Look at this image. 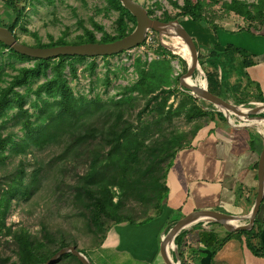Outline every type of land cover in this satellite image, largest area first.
<instances>
[{"label":"trees","instance_id":"trees-1","mask_svg":"<svg viewBox=\"0 0 264 264\" xmlns=\"http://www.w3.org/2000/svg\"><path fill=\"white\" fill-rule=\"evenodd\" d=\"M17 1L2 0L3 5L13 15V20L10 24L0 26L8 28L13 33L24 10V7L16 6ZM203 7L202 0H196L195 3L185 0L180 12L175 15L170 16L164 12L161 17L153 18L162 22H176L186 35L196 40L198 62L204 71L210 94L226 101L230 99L236 105L245 106L248 102L264 103L258 86L251 84L245 73L246 68L253 64L251 56L244 49L220 43L217 32L222 28L206 19ZM225 8L243 19L258 20L257 25L247 26V30L251 28L257 31L263 23L264 3L260 4L255 12H252L247 4L237 0L231 1ZM105 10L117 13L114 35L103 34L96 40L91 31L84 29L83 34L78 35L75 41L60 38L46 44L37 43L30 46L48 48L66 44L107 43L121 39L132 31L135 19L118 0H107ZM147 14L152 17L151 10H147ZM158 49L161 53L176 57L185 65L180 57L172 55L160 45ZM3 50L10 58L29 59L0 42V55ZM71 58L73 57L60 56L53 60L57 61L54 66L57 70L55 78L36 90H32L30 81L40 74H45L51 59L34 60L32 68H17L15 75L0 73V83H5V86L0 85V118L14 108L20 114H27L23 105L25 96L29 94L36 97L33 106L37 111L33 121L29 116L21 122L23 131L21 137L0 134V165L7 157L6 151H22L30 147L39 151L46 146H57L63 138L64 152L71 157L72 162L80 166V172L75 174L69 186L72 193L71 203L83 217L84 227L96 243L94 247L96 248L112 225L120 223L143 225L161 216L162 202L167 195V171L176 153L190 145L196 132L202 127L195 125L187 136L183 131L176 132L172 129V119L184 117L186 122H191L207 116L211 121L213 116H216L222 121L224 116L221 112L204 110L193 96L184 92L185 88L171 89L173 82L171 67L166 60H153L147 63L136 58L133 65L137 80L120 90L119 95L122 96L116 100L75 98L66 79L58 72L64 60ZM90 66L93 68V65ZM3 76L9 80H5ZM232 76L234 81L230 83ZM22 86L25 87L23 92L14 90ZM249 87L253 92L247 90ZM173 93H178L180 98L174 109H166L167 97ZM42 94L46 96L45 99L40 98ZM138 98L144 102L136 114V119L131 121L129 118L131 111L140 106ZM250 118L252 122L264 124L262 121L264 114ZM46 119L49 120L48 123ZM256 167L257 159L251 165V169L255 171ZM39 172L40 169L34 167L23 180V169L19 166L13 173L7 174L4 177L6 179H0V234L3 230V235L10 239L9 245L15 257L11 264H42L59 249L67 246H74L86 256L87 251L78 249L76 242L67 241L64 237L53 238L45 228L42 240H38L24 228L12 230L4 226V215L12 198L30 196L38 181ZM255 191L254 188L253 197L247 200L248 205L252 204ZM263 209L264 197L253 227L249 231L226 232L223 238H218L211 231L201 230L198 234V243L208 252V261L211 262L215 254L231 238L238 240L252 256L264 259V245L260 236L264 231ZM215 225L217 224L211 223V226ZM185 234L186 231H181L174 240L181 264H184L182 239ZM10 259L11 257L0 253V264H10ZM66 260L74 262L73 264H81L69 253L61 256L55 264Z\"/></svg>","mask_w":264,"mask_h":264},{"label":"rangeland","instance_id":"rangeland-1","mask_svg":"<svg viewBox=\"0 0 264 264\" xmlns=\"http://www.w3.org/2000/svg\"><path fill=\"white\" fill-rule=\"evenodd\" d=\"M134 1L146 10H151L152 17L159 18L164 12L170 16L180 12V7L183 6L185 0ZM189 1L192 3L196 2V0ZM202 1L204 4V16L219 27L231 30H243L247 26L258 24L257 19H243L233 12L226 10L225 6L233 0ZM237 1L247 4L252 12H255L256 8L264 3V0ZM16 6L24 7V10L19 24L14 29V35L20 42L28 46L37 43L46 44L51 40L56 41L60 38L66 41H75L78 35L83 34L84 29L91 31L95 35L96 40L100 39L103 34L114 35L115 33L114 22L117 13L112 10H105L107 0H18ZM12 20L13 15H11L8 8L0 0V25L10 24ZM147 35L152 38V45L154 46L150 49H147V46L142 48V44L129 51L106 58L79 59L73 57L69 60H64L58 72L66 79L75 98H99L102 101H109L120 98L122 96L119 95L120 90L130 86L137 80L135 66L133 65L136 58H140L147 63L153 60H166L171 67V77L173 79L170 88L181 89L179 80L185 74L183 71L186 64L184 65L176 57H170L159 51L158 35L155 32L149 31ZM178 44L180 46L182 43ZM51 60L45 74H40L37 78L30 81L32 90H36V88L50 79L55 78L57 70L54 69V66L57 64V61L53 62L56 58ZM33 65L34 59L10 58L6 55L5 50L0 55V73L15 75L17 68H32ZM90 65H93V68ZM201 71L204 73L202 68ZM233 77H231L230 83H233ZM2 78L7 79V81L9 80L6 76ZM0 85L5 86V83L1 82ZM14 90L23 92L25 87H16ZM247 90L252 91L250 87ZM182 91L184 90L182 89ZM133 95L135 96L136 94L134 93ZM40 98L45 99L46 96L42 94ZM179 98L180 95L178 93L169 95L166 101V109H174ZM228 101L232 102L230 99ZM35 102L36 97L33 94H29L25 96L23 105V109L27 111V114H20L16 108L8 110L0 118L1 136L12 134L14 137H21L23 134L21 122L25 118H29V116L32 121L34 120V115L37 112L33 106ZM137 102H139L140 106L135 107L131 111V115L129 116L131 121L136 119V114L141 109L144 101L138 98ZM197 104L202 106L204 110L216 111L209 103L198 101ZM243 107L253 108L254 104L249 102ZM230 117L233 118L232 116ZM236 119L239 120L238 118ZM239 121L242 122V120ZM48 122L49 120L46 119V123ZM208 122L209 118L207 116L199 117L196 121L191 122H186L184 117H175L172 119L171 127L176 132L183 131L184 135L189 136L195 125L202 126ZM258 136L262 138L261 135L258 134ZM64 144L65 140L62 138L57 146H46L39 151L30 149V147L22 151L11 150L5 152L7 157L4 159L3 164L0 165L1 180L6 179L4 177L7 174L13 173L19 166L23 169V180H25L26 175L34 167H38L40 172L38 181L30 196H14L12 198L4 215V226L12 230L24 228L32 237L38 240H42L43 228H45L51 237H64L67 241L73 240L76 242L78 249L89 251L95 247L96 243L93 242L91 235L87 233L83 217L78 214L79 210L72 206V193L69 187L75 174L80 172V166L76 162H72L71 157L67 156L64 152ZM253 194L254 192H252L251 197H253ZM253 200L254 198H252V203ZM242 205L245 208L237 216L246 215L252 204L246 206L243 203ZM177 218V215L172 216L170 220L176 219L175 221H177L179 220ZM241 223L245 224L246 221L243 220ZM231 243H236V241H231ZM9 244V237L4 236L2 230L0 234V253L11 257V264L15 261V257L13 256V249ZM73 263L70 260H66L60 264Z\"/></svg>","mask_w":264,"mask_h":264},{"label":"crops","instance_id":"crops-1","mask_svg":"<svg viewBox=\"0 0 264 264\" xmlns=\"http://www.w3.org/2000/svg\"><path fill=\"white\" fill-rule=\"evenodd\" d=\"M217 37L222 45L244 49L251 56L253 64L245 73L264 98V19L257 31L222 28ZM237 123L240 121L234 117L228 121L224 116L221 121L213 116L202 125L190 145L176 153L167 171V195L161 216L143 225H112L101 244L86 252L89 261L92 264H165L160 244L163 235L176 222V219L170 220L172 216L180 219L198 211L241 214L245 208L242 204L248 206L247 200L257 184L256 170L251 165L258 160L264 138L256 128L237 127ZM201 230L211 231L218 238L227 232L220 225L204 222L184 230V264H264L263 258L252 256L235 238L229 239L209 262L208 252L198 243ZM260 236L264 245V231Z\"/></svg>","mask_w":264,"mask_h":264},{"label":"water","instance_id":"water-1","mask_svg":"<svg viewBox=\"0 0 264 264\" xmlns=\"http://www.w3.org/2000/svg\"><path fill=\"white\" fill-rule=\"evenodd\" d=\"M120 5L127 10L135 19V25L130 33L121 39L107 43H82V44H66L48 48L31 47L20 42L13 32L8 28L0 26V42L15 53L34 60H48L58 58L60 56L68 57H103L112 56L122 52L129 51L144 42L149 31H154L158 35L159 45L169 51L172 55L181 57L177 50L182 49L181 46L172 44L165 38L177 40L182 43L183 48L187 51L188 61L186 64V72L180 78L181 88H185L186 92L193 96L197 101H204L215 106L217 112H221L225 118L229 120V115L241 119L242 122L235 124L237 127H251L248 122L252 120L250 116L264 113V103H260L253 108H244L243 105H236L230 101L223 100L210 94L206 87L202 90L196 85L185 83V80L191 78L195 66L200 65L198 62L197 42L194 38L185 34L176 22H162L147 14V10L134 0H118ZM203 73V72H202ZM204 74V73H203ZM206 82V77L204 75ZM244 120V121H243ZM261 120V119H258ZM264 121V119L262 120ZM264 141V139H263ZM256 193L249 212L244 216H235L222 214L214 211H198L191 212L179 220H177L163 235L160 244V254L165 264H181L177 246L174 242L175 237L181 232L199 222L214 223L222 226L227 232L249 231L253 227L256 215L259 211L261 202L264 197V142L258 155L256 167ZM163 204V202H162ZM245 220V224H237L236 221ZM172 247L169 248V246ZM71 254L81 264H92L87 256L79 252L74 246H67L59 249L48 260L42 264H53L65 254Z\"/></svg>","mask_w":264,"mask_h":264},{"label":"bare ground","instance_id":"bare-ground-1","mask_svg":"<svg viewBox=\"0 0 264 264\" xmlns=\"http://www.w3.org/2000/svg\"><path fill=\"white\" fill-rule=\"evenodd\" d=\"M167 41H170V42H173L172 44L174 45H178V43H180L179 41L177 40H174V39H170V38H165ZM182 49L180 50H177V53L186 61H188V54H187V51L183 48V45L181 44L180 45ZM196 74V75H195ZM186 83L189 85V84H193V85H196L197 87H199L200 89H204L206 87V82H205V79H204V74L202 73L201 69L198 67V66H195L194 70H193V73L191 75V78L188 79V80H185ZM204 102V101H203ZM211 105V104H210ZM212 108H215V109H218L216 108L215 106L211 105ZM231 115H229L230 117ZM230 120H232V118L230 117L229 118ZM241 120V119H240ZM244 121V120H243ZM248 125L251 126V127H254L257 129L258 132L261 133V135L263 136L264 138V124L262 123H258V122H252L251 120L248 121ZM237 224H242L241 221H236ZM172 247V245L169 246V248Z\"/></svg>","mask_w":264,"mask_h":264},{"label":"built area","instance_id":"built-area-1","mask_svg":"<svg viewBox=\"0 0 264 264\" xmlns=\"http://www.w3.org/2000/svg\"><path fill=\"white\" fill-rule=\"evenodd\" d=\"M150 32H152V31H150ZM143 44V45H142ZM141 45H139V46H141L142 48H144L145 46H147L146 48L148 49H150L151 47H154L153 45H152V38L151 37H149V35H146V37H145V39H144V42L142 43ZM139 46H137V47H139Z\"/></svg>","mask_w":264,"mask_h":264}]
</instances>
